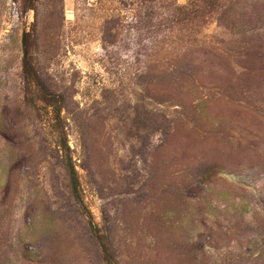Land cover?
Here are the masks:
<instances>
[{"label":"rangeland","instance_id":"rangeland-1","mask_svg":"<svg viewBox=\"0 0 264 264\" xmlns=\"http://www.w3.org/2000/svg\"><path fill=\"white\" fill-rule=\"evenodd\" d=\"M160 4L0 0V264H264V86L237 67L264 0ZM173 60L200 84L168 88Z\"/></svg>","mask_w":264,"mask_h":264},{"label":"trees","instance_id":"trees-1","mask_svg":"<svg viewBox=\"0 0 264 264\" xmlns=\"http://www.w3.org/2000/svg\"><path fill=\"white\" fill-rule=\"evenodd\" d=\"M161 0H119V3H121L124 6H129L130 9H132L135 18L134 22L136 24L142 22V14L145 11H148L149 9L152 10H158L161 8L160 4ZM232 2V0H230ZM218 3V1H215L213 4ZM182 10L186 15L184 19H191V17H197L201 11L200 6L194 5L192 8L188 9L187 6L184 7H176L173 11V18L171 21H183V18H180L179 11ZM204 13V12H202ZM252 13L257 17L258 14L254 11ZM153 16L151 17V19ZM194 19V18H193ZM122 19L119 17V24H121ZM120 29V25H119ZM255 37L250 39L249 46H246L244 50V54L239 58V62H237V67L239 69H242V72H245V74L256 77L258 81L256 83H246L244 85V88L248 90L252 89H258L261 85L264 86V35L260 34L258 31L252 32ZM181 61H172L170 62V66L168 67V70L165 74H168L169 79L166 81L165 85L168 86V88L172 87L174 90L177 89H184L185 86L188 83H199V80L196 79L190 72H185L186 68L188 70L189 67H183L181 64ZM153 64H146L143 69V74H150L152 71ZM24 71L26 74V77L32 78L35 81V85L38 89L44 90L43 92L46 93L49 97H52L49 90L45 89L44 84L41 83L40 78L37 76V72L34 68L33 63L30 59V53L28 51V48H25V55H24ZM190 73V74H189ZM156 83L157 85H161L162 82L157 79V77L152 78V82H150L151 85H154ZM163 85V84H162ZM57 116L60 114V109L58 108L56 111ZM66 170L68 179L72 188V192L75 195L76 199L80 200V194H79V180L76 174L75 167L71 163V158L66 156L65 160Z\"/></svg>","mask_w":264,"mask_h":264}]
</instances>
